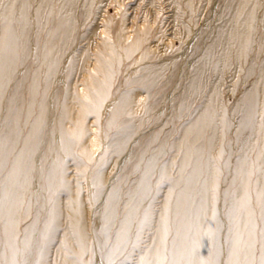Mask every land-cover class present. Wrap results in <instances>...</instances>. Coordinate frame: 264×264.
Here are the masks:
<instances>
[{"label": "bare ground", "instance_id": "6f19581e", "mask_svg": "<svg viewBox=\"0 0 264 264\" xmlns=\"http://www.w3.org/2000/svg\"><path fill=\"white\" fill-rule=\"evenodd\" d=\"M0 264H264V0H0Z\"/></svg>", "mask_w": 264, "mask_h": 264}, {"label": "rangeland", "instance_id": "374dc122", "mask_svg": "<svg viewBox=\"0 0 264 264\" xmlns=\"http://www.w3.org/2000/svg\"><path fill=\"white\" fill-rule=\"evenodd\" d=\"M106 11H107L109 14H116V13H115V9L113 8V6H108V7L106 8ZM175 45L178 46V41H177V40L175 41Z\"/></svg>", "mask_w": 264, "mask_h": 264}]
</instances>
